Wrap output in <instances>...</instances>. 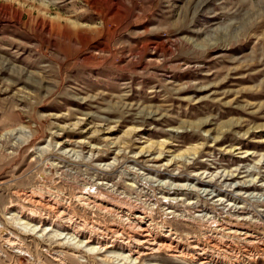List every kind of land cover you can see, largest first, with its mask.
I'll use <instances>...</instances> for the list:
<instances>
[{
  "label": "rangeland",
  "instance_id": "rangeland-1",
  "mask_svg": "<svg viewBox=\"0 0 264 264\" xmlns=\"http://www.w3.org/2000/svg\"><path fill=\"white\" fill-rule=\"evenodd\" d=\"M201 172L264 236V0H0V264H131L78 246L124 225L76 199L99 194L95 179L145 206L157 230L207 244L211 222L189 203L231 213L187 185L165 192L206 188ZM29 196L56 199L79 235ZM175 197L170 218L157 201ZM137 264L197 263L163 251ZM217 264L264 253L238 246Z\"/></svg>",
  "mask_w": 264,
  "mask_h": 264
},
{
  "label": "bare ground",
  "instance_id": "bare-ground-1",
  "mask_svg": "<svg viewBox=\"0 0 264 264\" xmlns=\"http://www.w3.org/2000/svg\"><path fill=\"white\" fill-rule=\"evenodd\" d=\"M153 159L157 160V161L160 160L161 159V153L157 157H154ZM234 172L235 173L225 172V175L222 176L221 178L223 179L224 182H226L228 180L233 181V180H235L236 177L239 176L240 170L236 169ZM201 173L204 174V176H202L203 174L200 175L201 177L198 176V178H200L201 182L199 181V179H196V181H197V183H201V184L205 185L206 188L196 189V188H194L195 185L191 186L190 184H183V185L173 184V183L167 184V181H166V184L169 187L168 188L169 191H167L168 190L167 189V190H165V192H170V191L175 190V189L177 190L178 188H181V187L187 185V186L191 187V188H188L189 190H192V191H200L201 190V194H203L204 197H206L207 199L213 200V205L221 206L222 209L231 213L233 220H226V218L225 219H221V218L220 219H213L212 218L213 216L212 217L209 216V214H210L209 210H207L206 208H202L197 201L189 203V205H191V209H192L193 213L194 214L198 213L196 216L200 215L202 220L205 219L206 221L211 222L210 227H212V228H211V230L209 229L210 230L209 233L207 234V233H205L206 231L204 232L205 233L204 239L206 240L205 242L207 244H205V243L202 244L201 241L197 240V237H194V235L191 237H189V235H188V237H189V239L187 241L188 243L183 244V241H181L182 238H179V235H180L179 231L177 233V231L175 230V228H173L172 225L161 226V228L160 229L158 228V230H157V228H155V227L158 224L155 226V220L153 219L154 217H152L153 214H151L152 212H149V210H145L144 205H143L144 207H141V205L140 206L133 205L134 202L130 203L131 201L129 202L128 199L123 198L122 195H120L121 196L120 197V196L111 194V193H113V185L110 184L109 182H102V181H98L96 179L92 181L91 185L93 187H95V189L96 188L98 189V192H96V193H99V194L88 193V192H90V190L88 192L86 191V189H85V191H83L84 190V188H83V190H82L83 192H80L76 199H78L80 201V203L82 202L81 205L86 204V207L88 205V206L92 207L93 209L95 208L96 211L98 209L100 211L109 212V214L113 213L115 215L114 217H117L120 220V223L122 221L124 223V225L121 226L118 223V224H113L112 227H108L107 230H104L105 233L102 232L103 233L102 238H100L102 236L100 234L99 238L101 240L100 239L95 240V239L90 237L88 240H86V242H82V241L79 242L78 241L79 245H78V243L77 244L74 243V244L78 245V246H83L86 243H87L86 246H88L91 243L97 244L98 247H91V248H89V250L93 251V252L97 251L98 253L106 252L107 250L117 248L118 254H115L114 257L116 259H120V260L124 261V263L126 261V262H129L131 264H137L138 260H141V257L143 255H147V254H151V253H160L163 251H167L171 256H175V257L191 256V257H193L195 263H197V264H217L218 261L221 259L226 260L227 256H228V258L230 256L231 258L234 259V261H237L238 246H241L242 252L249 255L252 259H255V255L257 252L261 251L264 253V236L262 235L261 232H258L257 229L255 230V229L251 228V226L249 225V221L251 219L250 218L251 214L249 212V209L245 205L239 204V202H237V203L233 202V201L229 202V200H227L226 197H221L223 195H221L222 191H219V189L216 190V189H210L209 188V187H211V184L213 183V180L215 179V177H216V179L218 178L217 175L214 176L212 174L214 177H209V176L205 175L204 172H201ZM174 177H176V176H173V178ZM204 177H209V180H206ZM247 181L245 180L242 182L241 181L237 182L235 187L238 188L239 186H243L244 183H247ZM172 185L174 186V188L171 187ZM164 186H166V185H164ZM119 191H121V190H119ZM117 193H119V192H117ZM75 196H74V198H75ZM123 196H125V195H123ZM52 199H54V198H52ZM30 200L37 203V204H39L41 202L39 205L48 209V212L52 211V212L56 213L57 218L53 219L52 222L54 221V223H59V227L61 229L67 230L69 232H73V233L79 235L78 230L81 228L77 229V226L72 223V217L71 218L68 217V215L66 213L67 211L66 212L64 211L65 209L61 210V208H63V207L57 205L58 203H57V201H55L56 199L50 200L49 198H45V199L42 198V200H43L42 201V200H34L33 197H30ZM78 200H76V202ZM179 200L181 201L183 199H179L178 197L163 198L162 200H160V201L158 200L157 202L158 203L160 202L161 206L163 207L162 209L164 211V214H166L168 217L171 218V217H174L175 215H177L176 209L174 207V203L176 201H179ZM227 201L229 203H226ZM211 203H212V201H211ZM153 204H155V203H153ZM55 206H57V207H55ZM146 207H148V206H146ZM154 207H155V205H154ZM44 208H42V209H44ZM151 209H152V205H151ZM146 211H148V212H146ZM72 212L73 211H71V213ZM103 214H106V213H103ZM69 215H72V214H69ZM50 217H48V218H50ZM84 223L85 222H83V225L85 226ZM87 223H86V225H87ZM93 224H94V221L91 225H93ZM84 226H83V228H84ZM87 226H89V224ZM80 227H82V225ZM158 227H160V226H158ZM32 228H33V226H32ZM94 229L97 232L99 231L96 228H94ZM98 229H100V228H98ZM34 231H37L36 227L34 228ZM83 231H84V229H83ZM70 234H68V235L70 236ZM78 235L76 237H78ZM93 237H95V235ZM62 239H63V237H62ZM75 242H76V240H75ZM66 243H67V241H66ZM77 249H79V248H77ZM120 252H124L126 254H122ZM226 254H227V256H226Z\"/></svg>",
  "mask_w": 264,
  "mask_h": 264
}]
</instances>
